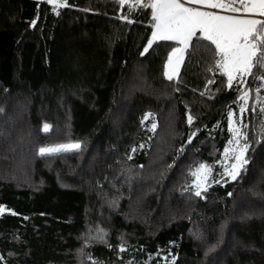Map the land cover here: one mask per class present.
Wrapping results in <instances>:
<instances>
[{
    "label": "trees",
    "instance_id": "obj_1",
    "mask_svg": "<svg viewBox=\"0 0 264 264\" xmlns=\"http://www.w3.org/2000/svg\"><path fill=\"white\" fill-rule=\"evenodd\" d=\"M67 5L0 0V264H264V81L229 88L200 31L168 79L151 9ZM245 91L248 163L197 196Z\"/></svg>",
    "mask_w": 264,
    "mask_h": 264
},
{
    "label": "snow or ice",
    "instance_id": "obj_2",
    "mask_svg": "<svg viewBox=\"0 0 264 264\" xmlns=\"http://www.w3.org/2000/svg\"><path fill=\"white\" fill-rule=\"evenodd\" d=\"M44 2L51 4L53 11L68 6L67 0H44ZM115 2L122 9L127 6L124 19H128L138 7L152 10L151 18L154 31L151 33V38L147 41L142 55L147 53L153 43L158 40L177 41L184 48H173L172 52H183L192 45L193 37L200 38L197 36V30H200L203 33V38L215 46V52L220 56V60L216 63L224 70L223 74L227 76L229 88L233 87V81L237 80V90L239 91V85L247 83L244 79L247 75H252L254 80L264 81V19H256L247 15H221L216 12L203 11L198 7L186 6V4L202 5L232 13H251L264 17V0H183V2L182 0H115ZM34 23L35 21H33ZM168 62L171 63V58ZM253 67L257 69L255 73L251 71ZM165 75L168 76V79H172V76L167 72ZM209 83H212V81H209ZM260 87H264V83H261ZM256 91L259 92V88ZM240 99L246 101L248 91H245ZM244 110L241 107V112ZM261 111L264 112V108ZM233 115L234 113L230 111L229 118L231 119ZM147 118L146 115L144 119ZM188 120L191 123L193 117L189 116ZM50 127L46 124L43 130L47 132ZM155 127L156 124L153 123L152 130ZM229 130L234 133V136L233 139L228 141V147H225L224 154L227 155L230 151L234 153L235 163L231 165V168L235 171H229L228 174L231 175L232 179H235L239 169L248 163L245 157L249 144L244 143L241 145L239 139H237L243 136L247 140V134L243 133L239 126L235 129L230 127ZM233 144L236 145L238 154H236L235 149L230 147ZM79 149H81V143L76 142L41 147L39 148V154L43 156ZM212 167V165L201 164L191 174L200 179L201 183H204L207 181V175H204L201 179V173L210 174ZM195 195L200 196L201 192L196 191ZM3 211V207L0 206V213ZM0 259L3 258L0 257Z\"/></svg>",
    "mask_w": 264,
    "mask_h": 264
},
{
    "label": "rangeland",
    "instance_id": "obj_3",
    "mask_svg": "<svg viewBox=\"0 0 264 264\" xmlns=\"http://www.w3.org/2000/svg\"><path fill=\"white\" fill-rule=\"evenodd\" d=\"M188 7H192V6L189 5ZM198 8H201V10H203V11H210V12H214L213 10H215V9H212V8H208L206 6L198 7ZM218 14H221V15H247V16H250V17L256 18V19H264V17H259L258 15H254V14H251V13L244 14V13H232L230 11H227L225 13H218ZM177 48L178 49H183L184 46L179 43V46ZM172 53H171V55H172V57H171V63H168V66H167L168 67V74L169 75H171V74H175L176 75V73L178 72V69L180 67L181 59L184 57L185 50L183 52H176V53H173V54ZM251 71H252V69H251ZM249 76L250 75L245 76L244 79L248 78ZM235 81H237V80H234L233 82H235ZM248 99H249V93H248ZM248 99L246 101L245 100H242L241 107H243L244 109H246V103L248 102ZM262 101H263V107H264V95H263ZM243 112H240V114H239L238 117H237V115L234 114L231 117V119H230V127L233 128V129H235V128H237L239 126L241 128V131L242 132H243V127L241 126L239 120H241V114H243ZM47 125H49V124H47ZM43 129H44V126H43ZM43 129H42V131L45 132ZM50 131H51V127L45 133H48ZM233 136H234V133L232 132V139H233ZM237 139H239L241 145L244 144V138H243V136L238 137ZM74 143H76V142H74ZM68 144H71V143H68ZM230 147L232 149H235L236 150V154H238V149L236 148V145L235 144H233ZM73 151H77V150L62 151V152H59V153L73 152ZM54 154H56V153H54ZM48 155H51V154H48ZM43 156H45V155H43ZM234 163H235L234 153L232 151H230L227 155H224L223 160L218 164V171H217V169H215V167H212V170H211V173L210 174H208V173H201V179L203 178L204 175H207V181L206 182L201 183L200 179H198L196 176H194V181H193V184H192V189L195 192L196 191H200L202 193L203 191L207 190L211 185H213L215 183L224 182L227 179H232L231 175H229L228 173H229V171H233V172L235 171V170H233L231 168V165L234 164ZM242 168L239 169V172H238V174L236 176L239 175V173L242 170Z\"/></svg>",
    "mask_w": 264,
    "mask_h": 264
},
{
    "label": "crops",
    "instance_id": "obj_4",
    "mask_svg": "<svg viewBox=\"0 0 264 264\" xmlns=\"http://www.w3.org/2000/svg\"><path fill=\"white\" fill-rule=\"evenodd\" d=\"M183 2V1H182ZM192 6V7H203L202 5H194V4H186V6ZM198 31H200V30H197V32ZM173 54V53H172ZM185 54H186V50H185V53H184V57L181 59V63H180V67H179V69H178V72L176 73V75L175 74H171V76H172V79H175V78H177L178 76H179V74H180V71H181V68H182V64H183V62H184V59H185ZM172 57V55H170V57L169 58H171ZM169 61V60H168ZM168 63L169 62H167V66H168ZM166 66V72L168 73V67ZM167 76V75H166ZM168 77V76H167Z\"/></svg>",
    "mask_w": 264,
    "mask_h": 264
},
{
    "label": "built area",
    "instance_id": "obj_5",
    "mask_svg": "<svg viewBox=\"0 0 264 264\" xmlns=\"http://www.w3.org/2000/svg\"><path fill=\"white\" fill-rule=\"evenodd\" d=\"M213 11L216 12V13H225V12H227V11L222 10V9H215Z\"/></svg>",
    "mask_w": 264,
    "mask_h": 264
}]
</instances>
